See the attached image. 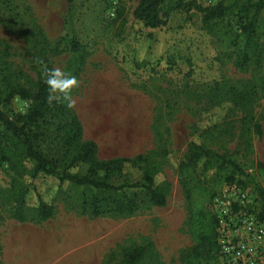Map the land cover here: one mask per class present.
I'll return each instance as SVG.
<instances>
[{"label": "rangeland", "instance_id": "rangeland-1", "mask_svg": "<svg viewBox=\"0 0 264 264\" xmlns=\"http://www.w3.org/2000/svg\"><path fill=\"white\" fill-rule=\"evenodd\" d=\"M140 1L72 0L69 12L68 0H0V77L33 93L44 79L43 63L75 76L71 109L84 139L97 143L99 157H145L111 182L133 183L148 170L167 196L162 207L144 204L131 214L93 216L84 202L108 193L44 173L33 178L30 164L24 173L0 156V264H35V256L45 255L49 264H119L135 245L150 247L141 264H182L194 242L180 165L194 141L232 155L264 187L256 170L264 162V11L252 60L239 68L231 40L241 30L237 18L206 21L207 0H185L163 25L150 28L134 16ZM71 38L82 45L78 53L68 50ZM54 47L63 53L53 55ZM30 106L31 99L17 95L0 109L25 114ZM59 147L52 127L41 149L53 157ZM203 178L218 192L226 184L216 169ZM14 181L29 186V205L38 203L37 194L51 203L53 216L16 220ZM246 188L252 211H259L254 187ZM136 191L144 198L143 188L118 191L117 197Z\"/></svg>", "mask_w": 264, "mask_h": 264}, {"label": "trees", "instance_id": "trees-1", "mask_svg": "<svg viewBox=\"0 0 264 264\" xmlns=\"http://www.w3.org/2000/svg\"><path fill=\"white\" fill-rule=\"evenodd\" d=\"M68 3L70 12L72 0H68ZM184 4L185 0H141L134 16L145 26L157 28L164 24L171 12L183 8ZM263 11L264 0H224L206 11V21L219 22L235 17L242 23L240 32L231 37L232 44L238 47L236 65L239 68L245 67L252 60L253 50L257 47L258 18ZM68 43L70 52L75 54L82 50V45L75 38L69 39ZM51 52L58 55L63 53V49L54 47ZM43 64L44 79L37 82L33 93L20 85L19 81L12 82L7 75L0 77V105L8 106L17 95L31 99V106L25 114L10 115L0 109L1 158L24 173L28 170L27 164H30L33 178L44 173L59 178L61 183L68 182L90 187L97 193H108L103 197L95 194L84 202V211L90 210L93 216L110 212L131 214L144 204L165 206L167 196L155 186V180L148 170H145L141 180L133 183L116 186L111 182L113 176L123 174L130 165L144 162L145 157L139 154L131 158L101 159L97 143L84 139L83 124L78 115L62 99L49 100L52 92L47 79L53 67L48 63ZM52 127L60 147L58 156L50 157L41 149V143ZM84 168L85 171H82ZM212 169L218 170L219 177L226 184L236 183L245 188L248 184L252 185L259 203V211L256 213L264 218V187L257 182L256 176L249 174L232 155L221 154L203 144L192 142L189 146V159L181 163L180 171L190 210V234L194 244L182 264H224L219 259L218 221L212 206L213 199L219 192L203 178L204 173ZM256 170L264 179V162H257ZM239 177L247 179V183L237 179ZM137 188L145 190L144 198H140L137 191L126 199L117 197L118 191ZM29 192L28 185L13 182V217L21 222L29 219L38 222L50 219L54 214V206L39 194L38 203L29 205ZM149 251L148 245L127 248L119 264H141Z\"/></svg>", "mask_w": 264, "mask_h": 264}, {"label": "built area", "instance_id": "built-area-1", "mask_svg": "<svg viewBox=\"0 0 264 264\" xmlns=\"http://www.w3.org/2000/svg\"><path fill=\"white\" fill-rule=\"evenodd\" d=\"M222 0H207L210 6ZM253 194L236 183L225 184L213 199L224 264H264V218L252 211Z\"/></svg>", "mask_w": 264, "mask_h": 264}, {"label": "clouds", "instance_id": "clouds-1", "mask_svg": "<svg viewBox=\"0 0 264 264\" xmlns=\"http://www.w3.org/2000/svg\"><path fill=\"white\" fill-rule=\"evenodd\" d=\"M47 83L50 86L51 92L49 100H59V96L56 93L63 95V99L68 101L67 106L72 108L75 101L71 99V89L77 85V79L69 73L62 72L60 69L50 70L48 73Z\"/></svg>", "mask_w": 264, "mask_h": 264}, {"label": "crops", "instance_id": "crops-1", "mask_svg": "<svg viewBox=\"0 0 264 264\" xmlns=\"http://www.w3.org/2000/svg\"><path fill=\"white\" fill-rule=\"evenodd\" d=\"M36 261H35V264H49L47 261H48V257L45 255V256H35L34 258ZM64 262L62 264H71V261L68 260H63Z\"/></svg>", "mask_w": 264, "mask_h": 264}]
</instances>
